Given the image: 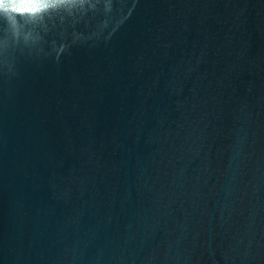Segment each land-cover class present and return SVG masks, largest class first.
Segmentation results:
<instances>
[{
	"label": "clouds",
	"instance_id": "9594fccd",
	"mask_svg": "<svg viewBox=\"0 0 264 264\" xmlns=\"http://www.w3.org/2000/svg\"><path fill=\"white\" fill-rule=\"evenodd\" d=\"M35 7L23 3L22 0H0V11L6 13L22 15L24 11L34 10Z\"/></svg>",
	"mask_w": 264,
	"mask_h": 264
}]
</instances>
